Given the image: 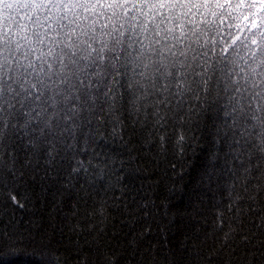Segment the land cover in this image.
Listing matches in <instances>:
<instances>
[{
    "label": "snow or ice",
    "instance_id": "1",
    "mask_svg": "<svg viewBox=\"0 0 264 264\" xmlns=\"http://www.w3.org/2000/svg\"><path fill=\"white\" fill-rule=\"evenodd\" d=\"M70 260L264 264V0H0V264Z\"/></svg>",
    "mask_w": 264,
    "mask_h": 264
},
{
    "label": "trees",
    "instance_id": "2",
    "mask_svg": "<svg viewBox=\"0 0 264 264\" xmlns=\"http://www.w3.org/2000/svg\"><path fill=\"white\" fill-rule=\"evenodd\" d=\"M192 174H193V176L195 175V169L193 170ZM175 203H177L180 207L185 206V204L181 203V201L179 199H177V201H175ZM64 213L68 214L69 216L71 215L70 210L67 207L64 208ZM45 223H47V221H45ZM192 234L193 233H191V232H186L185 234L177 233L175 239L173 240V244L177 245V246L181 245V243L185 239L190 238L192 236ZM59 239H60V235H59V233H57L56 236L54 237V240H59ZM193 243H198V242L194 241ZM55 246L60 247V245H55ZM189 259H191V256H189ZM69 264H74V262L70 260ZM217 264H218V262H217Z\"/></svg>",
    "mask_w": 264,
    "mask_h": 264
}]
</instances>
